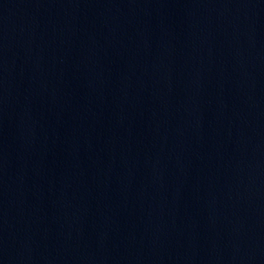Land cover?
<instances>
[{
	"label": "water",
	"instance_id": "95a60500",
	"mask_svg": "<svg viewBox=\"0 0 264 264\" xmlns=\"http://www.w3.org/2000/svg\"><path fill=\"white\" fill-rule=\"evenodd\" d=\"M0 264H264V0H0Z\"/></svg>",
	"mask_w": 264,
	"mask_h": 264
}]
</instances>
